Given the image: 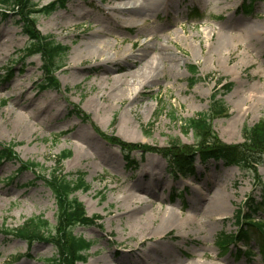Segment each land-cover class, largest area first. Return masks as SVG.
Here are the masks:
<instances>
[{"label": "rangeland", "instance_id": "1", "mask_svg": "<svg viewBox=\"0 0 264 264\" xmlns=\"http://www.w3.org/2000/svg\"><path fill=\"white\" fill-rule=\"evenodd\" d=\"M32 1L38 8L64 2L53 12L35 14L33 31L52 36L68 52L53 74L58 89L40 90L43 60L25 54L32 41L24 32L27 21L5 10L8 17L0 20V149L13 144L15 158L0 162V264H49L56 255L52 243L29 245L4 229L42 217L54 231L57 207L44 179L65 151L71 156L62 163L63 173L73 179L82 174L89 186L72 196L87 216L100 217L94 225L73 228L74 236L90 243L86 261L76 264H264L256 236L222 248V240L240 230L243 222L237 216L249 211L244 202L260 200L264 156L256 172L252 166L214 160L203 164L196 157L195 174L182 178L171 169V156L160 152L175 150L178 140L189 155L196 154L195 137L184 131L183 121L209 113L214 92L227 115L210 116V124L223 143H241L242 129L264 119V0H255L250 14L243 9L248 0H169L156 19L117 30L103 23L98 11L111 6L108 0ZM194 8L202 20L194 18ZM71 11L87 17L74 20ZM59 22L64 25L58 27ZM102 26L110 31L104 38L125 50L155 33L156 46H168L178 65L133 95L112 98L111 87H120L111 74L97 76L85 67L87 62L79 65L77 75L65 69L81 36ZM246 31L258 34L241 37ZM132 49L136 53V46ZM188 66L198 71L192 86ZM75 109L87 122L71 114ZM105 135L138 147L119 148ZM25 162L36 167L21 169ZM215 197L219 204L212 203ZM170 213L175 222L164 225ZM253 216L263 221L264 210Z\"/></svg>", "mask_w": 264, "mask_h": 264}, {"label": "trees", "instance_id": "2", "mask_svg": "<svg viewBox=\"0 0 264 264\" xmlns=\"http://www.w3.org/2000/svg\"><path fill=\"white\" fill-rule=\"evenodd\" d=\"M255 0H248V3L243 6L247 14L252 12V6ZM64 2L52 3L42 8H38L32 0H0V20L8 17L7 11L14 14L19 13L21 19H26L24 23L25 34L32 40L29 47H27L26 55L39 54L43 60L41 68V81L39 83L40 90L58 89V84L53 78L54 72L58 71L60 61L66 56L68 48L56 43L52 36H42L38 31H33L36 24L35 14L50 13L57 8H62ZM196 14L195 10H192ZM197 19L202 17L196 16ZM19 23V21H18ZM29 28V29H28ZM11 68L8 69V75L11 74ZM188 72L193 79L190 84L195 83L197 69L195 66H188ZM218 93L211 95V103L209 113L197 114L192 118L183 121V129L185 132L191 131L195 137L196 154H191L189 148L175 140L172 149L160 151L164 156L170 159V167L173 171L178 173L182 178H189L195 174L194 162L195 158L199 159L203 164L208 160L215 162H222L226 166H252L256 172L255 166L263 161L264 156V119L259 120L252 127H244L242 129V142L239 144L229 145L223 143L215 135L212 134L210 116H225L226 109L220 99H217ZM71 114L78 116L81 121L87 122L88 118L80 110H72ZM210 114V115H209ZM106 139L113 141L117 146L136 149L138 145L132 143H124L113 136L105 135ZM112 142V143H113ZM13 144H7L0 149V162L3 160H14ZM70 151L61 152L55 160V167L49 174L45 182L50 188L55 197L57 207L56 228L51 230L49 223L42 217H33L25 220L21 225L14 229H4L7 235L18 238L31 245L33 242H48L52 243L56 249V255L48 259L49 264H76L77 262H85L87 259L86 252L89 250L90 243L81 237H76L72 234L75 226H89L94 225L100 219L99 216L87 217L84 206L72 195L79 191L88 190L89 186L86 184L82 174H77L75 179L69 174H64L62 163L70 158ZM126 164L133 166V161L129 156L124 155ZM36 167V164L25 162L21 163V169ZM9 180V179H8ZM260 185V200L248 198L244 202V206L248 208V212L237 220H240V230L235 236L225 237L223 241L224 249L228 244L234 243L237 240L248 243L252 236L260 239L261 250L264 253V222L262 220L255 221L253 214L264 210V185ZM252 214V215H249ZM249 227V228H247ZM221 241V242H222ZM250 255V251L247 252Z\"/></svg>", "mask_w": 264, "mask_h": 264}, {"label": "bare ground", "instance_id": "3", "mask_svg": "<svg viewBox=\"0 0 264 264\" xmlns=\"http://www.w3.org/2000/svg\"><path fill=\"white\" fill-rule=\"evenodd\" d=\"M108 3L111 5L110 7L100 8L98 11L102 16V21L104 20L103 23L115 30L123 29L121 26H125V24H136L140 20L146 22L147 17L156 19L160 11L166 10L169 6V0H142L140 2L138 0H108ZM70 16L78 21L87 17L85 13L76 11H71ZM60 20H63V18ZM57 25L61 27L64 24L59 22ZM107 31L102 26L95 31L84 33L78 44V50L73 55L71 64L67 65L65 69L77 75L79 65L87 62L85 67L95 73V75L99 76L102 73L111 74L112 82L120 87L119 90L111 87L112 98L116 100H120L124 94L133 95L138 88L157 81L165 72V69L178 65L175 55L170 53L168 46L161 44H159V47L156 46L158 44L155 42V33L149 32L148 38H146L144 43L136 45L131 42L130 49L125 50L124 48L116 47L112 41L104 38L109 35ZM257 34V31L253 33L246 31L242 32L240 36L250 38ZM135 46L137 49L136 53L132 49ZM152 52H154L153 56H151ZM122 70H126V72L118 76L112 75L113 72ZM131 87H133L132 91H130ZM102 97H104V93L100 95V98ZM149 110L151 111V108ZM212 201L215 205L219 204V198L217 197L213 198ZM168 216L169 218L165 220L164 225L174 224V214L170 213ZM105 264H108V262Z\"/></svg>", "mask_w": 264, "mask_h": 264}]
</instances>
